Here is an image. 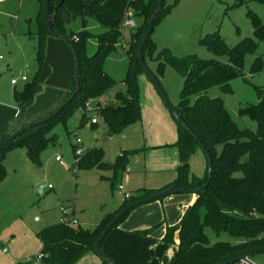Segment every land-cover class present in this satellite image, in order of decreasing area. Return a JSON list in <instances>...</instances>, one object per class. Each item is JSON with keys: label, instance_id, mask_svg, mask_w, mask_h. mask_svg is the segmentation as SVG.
I'll use <instances>...</instances> for the list:
<instances>
[{"label": "rangeland", "instance_id": "rangeland-1", "mask_svg": "<svg viewBox=\"0 0 264 264\" xmlns=\"http://www.w3.org/2000/svg\"><path fill=\"white\" fill-rule=\"evenodd\" d=\"M92 1L85 0V3L90 4ZM163 5L170 7V12L155 25L151 35L157 45L154 55L167 48L173 55L179 57L196 55L203 59L211 58L214 57L213 54L200 44V39L206 33L219 30L227 45L234 46L242 38L253 36L250 20L246 15L248 10L255 13L264 24V4L258 0H164ZM38 8L36 0L0 1L2 102H8L9 99L6 98L14 88L17 90L23 88L25 81L20 78L22 74L30 81L38 68L35 59L36 39L27 35L28 32L36 31ZM59 19L66 34L87 31L89 37L85 43V51L88 55L96 52V35L103 29L88 9L76 13L64 6L59 11ZM131 21L134 24L132 27L124 25L122 28L121 49L124 53L120 54L118 50H113L103 63L106 73L117 82L103 96V102H111L117 91L127 90L126 85L120 80L125 77L129 64L124 44L130 40V28L134 29L138 23L136 19ZM62 41L64 38L51 37L48 38V42L46 40L45 57L38 81L39 88L42 86L44 89V85L47 86V83L42 82L46 78L43 76V68L48 66L53 70L63 68V57L58 56L60 55L58 47ZM257 56L261 57L263 67L259 73L252 74L251 64ZM217 58L222 62L227 61L225 56ZM146 61L147 67L157 76L158 61L148 57ZM11 78L17 80L16 85L10 84ZM137 78L141 121L129 125L121 133L111 136L106 134L105 124L95 111H91V105L96 103L93 102L86 107L89 124L93 126L80 124L82 113L80 110L68 119L65 128L61 122L57 123L52 130L57 135V143L48 145L41 151L39 164H34L28 159L24 147L15 148L7 153L4 161L6 176L0 183V264L24 261L25 257L22 256L17 257L18 261L10 262L8 256L12 250L23 252L29 243L34 244L38 240L36 233L45 226L58 223L63 209L66 214L74 210L76 219L81 222L82 227L90 228V224L97 222L108 210L123 200L124 193H132L136 189L160 191L175 179L180 163L179 149L172 146L178 138L177 122L150 78L145 73L139 74ZM159 82L169 102L176 106L183 84L182 77L167 64L162 76H159ZM230 86L232 93H223L219 87L213 86L207 89L206 95L210 98H222L225 108L239 127L254 129L256 123L246 116L239 115L238 111L240 107L258 101L254 86L264 89V40L259 41L255 53L245 55L243 75L231 80ZM46 92L47 90L42 94L40 102L48 97ZM194 99V96L191 97L190 102L193 103ZM93 118H97L96 124L91 123ZM77 138L82 141L83 152L89 149L87 147H102V162L106 164H103L101 169L70 166L73 159L77 164L84 160L83 154L78 156L75 149L74 155L72 152ZM156 145L163 146L155 147ZM120 153L127 155L126 171L115 182L116 187L121 183L122 189L119 190L117 187L111 190L106 178L111 174L110 163H113ZM57 157L59 159H56ZM156 165L164 168L155 169ZM188 170L190 176L204 177L206 157L201 148L190 155ZM102 175L105 176L104 179ZM40 182L45 184L42 191L38 192L36 184ZM192 200V193L177 192L133 208L106 237L102 251L106 241L115 235L118 229H132L138 225L151 226L153 229L149 237L134 236L139 239L140 258L149 262L143 264H171L178 235L175 232L171 242L162 241V237L166 226L174 225ZM206 233L212 242L216 240L234 242L225 232L216 235L207 228ZM10 241L14 244H9ZM3 248L6 249L5 252ZM38 252L36 250L31 255H37ZM93 257L98 264H103L96 254ZM249 260L254 264H264V253L250 257ZM86 264L94 263L90 261Z\"/></svg>", "mask_w": 264, "mask_h": 264}, {"label": "trees", "instance_id": "trees-1", "mask_svg": "<svg viewBox=\"0 0 264 264\" xmlns=\"http://www.w3.org/2000/svg\"><path fill=\"white\" fill-rule=\"evenodd\" d=\"M36 1L39 6L37 28L35 32H28L27 35L36 39L35 59L38 68L21 90L14 91V100L19 106L28 102L36 92L45 57L46 40L51 36L46 25L45 0ZM258 1L264 4V0ZM155 5L156 0H93L90 4H86L85 0L49 1L50 11L56 20L53 32H64L59 19V11L64 6L76 13L88 9L103 31L96 35L97 49L90 55L85 51V43L89 37L87 31L68 34L75 43L80 57V90L65 108L48 122L28 128L6 144H0V183L6 176L4 161L8 152L24 147L28 159L34 164H39L41 151L48 145L57 143V135L52 132L55 125L61 122L65 128L68 119L78 110L82 112L83 120L87 116L88 103L90 106L96 102L95 105H91V111H95L105 124L108 136L119 134L129 125L141 121L137 77L144 73V69L138 61L137 52ZM169 10L170 7L162 5L155 25L170 12ZM128 15L138 23L134 29L130 28V40L125 44L129 64L127 73L120 82L126 85L127 90L117 91L113 101L103 102V96L117 83L105 72L103 63L111 51L122 47V28ZM246 15L250 20L253 36L242 38L236 45L228 46L219 30L206 33L200 39V44L214 57L207 59L196 55L179 57L173 55L167 48L154 55L157 45L151 38L153 31L143 50L146 65L147 57L158 61L156 73L158 80L167 64L183 79L175 109L185 126L177 123L178 138L172 145L179 149L180 163L176 170L177 176L164 188L175 185L186 192L204 185L207 179V161L206 173L202 178L190 176L188 170L190 155L201 146L207 151L211 162V179L208 185L192 192L194 199L184 210L181 218L174 225L166 226L162 241L171 242L173 234L177 232L178 235L171 264H215L244 254L250 258L264 253V89L254 86L258 101L248 103L238 111L239 115L246 116L256 123L254 129L239 127L225 108L222 98H210L206 95L207 89L213 86L219 87L223 93H232L230 81L243 75L245 55L255 53L259 41L264 40V24L261 19L250 10ZM222 56L227 58L226 62L218 60L217 57ZM262 67V59L257 56L251 64L250 72L259 73ZM74 89L73 77L71 91L64 101L70 97ZM193 96L195 99L191 103L190 99ZM93 119H96L97 123V118ZM9 136V134L2 136L0 141ZM75 148L76 145L72 147L73 155ZM83 156L84 160L78 164L73 159L71 166L101 169L102 165L106 164L102 162V147L86 149ZM126 164L127 155L122 153L110 163L112 175L107 180L112 190H115V182L124 172ZM158 191L134 190L127 198H123L115 210L104 214L90 228H84L81 224L74 223L72 219L42 228L36 233L41 243L39 254L42 255L38 264H76L85 254L94 253L97 237L118 211ZM207 228L216 235L221 232L227 233L234 242L222 240L212 242L206 233ZM152 229L151 226L135 229L133 233L149 237ZM109 233L102 240L101 249ZM32 259L16 264H33Z\"/></svg>", "mask_w": 264, "mask_h": 264}, {"label": "crops", "instance_id": "crops-1", "mask_svg": "<svg viewBox=\"0 0 264 264\" xmlns=\"http://www.w3.org/2000/svg\"><path fill=\"white\" fill-rule=\"evenodd\" d=\"M4 1H6V0H3L1 2H4ZM51 37H54V36L51 35ZM51 37H48V38H51ZM48 38H47V42H48ZM124 46L126 48L125 44H124ZM58 48H60L59 49L60 55L58 54L59 58L63 57V63H62L63 68L55 69V70H53L49 66L47 68H43V76H46V78L42 82H44V84L47 83V86L44 85V89H42L43 88L42 86H41V88H39L40 84H38L36 92L32 96V98L28 102H26L25 104H23L21 106H19L14 100V91L17 90L16 88H14L13 92H11L10 96H8L6 98V99H9L8 102L0 101V116H1L0 117V138L6 134L11 135L13 132L18 130L22 126L44 117L45 115L50 113L52 110H54L59 104H61V102H63L66 99V97L69 95V93L71 91V82H72V79L75 75V67H76L75 56H74V61H73V55H74L73 50H72L70 44L65 39H64V41H62L60 43V46ZM123 53H124V51H123ZM22 75H25V74H22ZM11 79H10V81H11ZM26 81H27V77H26L25 82ZM10 84H11V82H10ZM16 84H17V81L15 84H11V85H16ZM43 90H44V92L47 90L46 96H48V97L50 96V98L48 99V97H47L44 101L40 102L39 100H40L42 94L44 93V92H42ZM15 112H17L16 116L14 115ZM81 123L83 126L90 125L87 116L83 120H82V118H80V124ZM94 124H96V123H94ZM90 126H93V125H90ZM81 143H82V141H81ZM159 146H163V145H156L155 147H159ZM87 148L90 149L91 147H87ZM72 162H71V164H72ZM71 164H70V166H71ZM154 168L155 169H161L164 167H160V166L156 165V167H154ZM124 171H126V168ZM111 175H112V172H111L110 176ZM110 176H107V177H110ZM101 177L104 179L105 176L102 175ZM106 180H107V178H106ZM41 184H43V186H44L45 182H40V183L36 184V189L38 192H41L43 189V186L39 187V185H41ZM119 184H121V183H119ZM118 185H117V187H118ZM193 199H194V196H193ZM119 204H116V206L114 205L113 208L108 210L107 212H111V211L115 210ZM63 218L73 219L77 223L81 224V222L76 219V216L74 214V210L71 211L69 214H66L64 209H63V214H62V217L60 218V221H62ZM95 223H97V222H94V223L90 224L89 226H92ZM139 226H141V225L132 227V229H130V228H128L126 230H119L118 229L116 231L115 235H113V236L110 235L111 237L106 241V243L103 247L104 254L108 257V259L110 258V260H113L114 264H140V263L143 264L144 262L149 263L147 260H142L140 258L141 257L140 256V250H139V246H138L139 239L134 237V236H143V235L133 233V231L135 229L146 228L149 226H144V227H139ZM9 244L13 245L14 242L10 241ZM36 250H38L39 252L41 250V243H40L39 239L36 240V242L34 244L29 243L28 248L26 250H24L23 252H16V250H14V251L12 250V253H10L8 256L9 261L10 262L18 261L17 257L20 258L22 256L25 257L24 261L28 260V259L35 256L34 254H33L34 256H32L31 254L34 253V251H36ZM3 251L5 252L6 249L3 248ZM175 251H176V245H175ZM94 254L95 253L85 254L84 256H82L77 261L76 264H86L87 262H90V261L93 262L94 264H98L94 260V257H93ZM13 259H15V260H13ZM84 261H85V263H83Z\"/></svg>", "mask_w": 264, "mask_h": 264}, {"label": "water", "instance_id": "water-1", "mask_svg": "<svg viewBox=\"0 0 264 264\" xmlns=\"http://www.w3.org/2000/svg\"><path fill=\"white\" fill-rule=\"evenodd\" d=\"M49 1L50 0H45V14H46V25L48 28L49 33H51L52 36L56 37V38H64L71 46L74 56H75V75H74V81H75V89L74 91L71 93L70 97L64 101L63 103H61L59 106H57V108L49 113L47 116L42 117L38 120H35L31 123H28L24 126H22L21 128H19L18 130H16L14 133H12L7 139L1 140L0 144H6L9 140L14 139L15 137L19 136L21 133H23L25 130H27L28 128H32L34 126L37 125H41L43 123L48 122L50 119H52L55 115H57L59 112H61L65 106L67 105V103L77 94V92L80 90V82H81V68H80V57H79V53L77 50V47L75 45V43L73 42V40L70 38V36L62 31H57V32H53L52 28L56 26V20H55V16L51 13L50 11V6H49ZM163 5V0H156V5L152 11V14L150 16L146 31L141 39L140 45L138 47V52H137V58L139 63L141 64L142 68L144 69V73L150 78V80L153 82V84L155 85V87L157 88L164 104L167 106L168 110L170 111V113L173 115V117L175 118L176 122L179 125L185 126L183 120L180 118V116L178 115L175 106H173L169 100L167 99L161 85L160 82L158 80V78L152 73V71L147 67V65L144 62V57H143V50L147 44V41L155 27V23L156 20L158 18V15L160 13V10L162 8ZM118 52L120 54H123V50L121 48L117 49ZM202 151L204 152V154L206 155V161L208 163L207 165V179L206 182L204 183V185L198 187V188H193V189H189L186 190V192H196L198 189H203L205 188L210 179H211V162H210V158L207 154V151L204 149L203 146H201ZM43 184L39 185V187H42ZM38 187V188H39ZM184 190L176 187L175 185H171L169 187H166L148 197L139 199L133 203L128 204L127 206L123 207L120 211H118L116 213V215L109 221V223L104 227V229L101 231V233L99 234V236L97 237L95 243H94V253L101 258L102 261L106 262L107 264H114V262L110 259H108L107 257H105L103 255V251L101 249V242L102 240L105 238V236L110 232V230L112 229V227L123 217L125 216V214H127L130 210H132L133 208L158 199L161 196L170 194V193H177V192H183ZM239 262H245L247 264H254L253 262H251V260H249L248 256L246 254L244 255H240L237 256L235 258H231V259H227L215 264H235V263H239Z\"/></svg>", "mask_w": 264, "mask_h": 264}, {"label": "built area", "instance_id": "built-area-1", "mask_svg": "<svg viewBox=\"0 0 264 264\" xmlns=\"http://www.w3.org/2000/svg\"><path fill=\"white\" fill-rule=\"evenodd\" d=\"M0 1H3V0H0ZM131 18H130V15H128V17H127V19L125 20V22H124V25H126V26H129V27H132L134 24H133V21H131L130 20ZM21 80H23V81H25L26 80V76L25 75H21ZM16 79L15 78H12L11 79V84H15L16 83ZM87 106H89V103L87 104ZM91 123H96V119H92L91 120ZM76 148H75V153L78 155V156H81L82 154H83V149H82V147H81V140H80V138H77L76 139ZM56 159H59V157H57ZM74 167H76V166H74ZM118 189L119 190H121L122 189V186H121V184H119L118 185ZM129 196V192H126V193H124L123 194V197L124 198H127ZM69 218H63L62 219V221H67ZM72 221L75 223L76 221L75 220H73L72 219ZM42 258V255L41 254H37V255H35L34 257H33V259L32 258H30V259H32V262H33V264H38L39 263V261H40V259ZM29 260V259H28ZM235 264H247V263H245V262H239V263H235Z\"/></svg>", "mask_w": 264, "mask_h": 264}]
</instances>
